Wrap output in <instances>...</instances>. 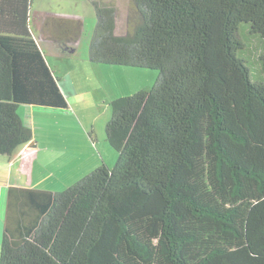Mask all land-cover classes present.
<instances>
[{"label":"trees","instance_id":"trees-1","mask_svg":"<svg viewBox=\"0 0 264 264\" xmlns=\"http://www.w3.org/2000/svg\"><path fill=\"white\" fill-rule=\"evenodd\" d=\"M129 1L116 35V8L89 0L87 59L156 81L109 101L116 163L53 175L57 192L32 185L40 151L19 110L60 114L86 98L37 36L49 25L78 36L88 22L46 17L37 31L34 0H0V156L30 144L24 186L8 188L0 264H264V0Z\"/></svg>","mask_w":264,"mask_h":264},{"label":"rangeland","instance_id":"rangeland-1","mask_svg":"<svg viewBox=\"0 0 264 264\" xmlns=\"http://www.w3.org/2000/svg\"><path fill=\"white\" fill-rule=\"evenodd\" d=\"M34 1L32 9L34 14L41 13L43 9L48 8L47 0ZM95 1L106 3L116 8L117 21L115 33L116 35L124 34L126 31L127 14L131 6L130 1ZM52 3L51 11L52 13L55 12V14H46V16H60L62 19H72V17L81 18V20L87 19L88 23L84 27L81 36L82 47L75 61L79 72H82L83 69V72L85 74L87 72L92 78L90 82H82V79H80L81 75L76 74L73 77L75 71H69L68 68L62 67L63 70L61 72L65 81L71 82L70 80L72 79L75 85L79 87L83 86L82 91L78 92V96L82 95V92H84V89L88 85V95L85 99L76 102V106L82 107L76 112L73 110L75 105L70 104V109L64 111L62 114L54 111H41L32 107L20 108L19 114H21L22 121L33 130L34 141L37 149L40 151L39 157L34 164L33 180L36 185L38 183V188L40 189L48 187L51 190L62 192L65 186L57 183L55 181L57 178H51L50 175L56 172V170L71 171L74 176L79 178L93 170L101 162L108 167L116 163L118 154L106 143L104 134V125L109 117V101L121 93L129 94L141 88L153 86L156 81V74L155 71L115 69L111 67L107 69L90 64L87 59L86 47L90 39L89 35L95 27L96 20L94 11L89 5V0H54ZM87 8L88 10H86ZM86 11L90 12V19ZM38 19L39 17L34 19L36 24L39 23ZM43 38L44 36L39 34L37 41L41 42ZM52 56L53 52L51 55H48V59L51 61V64L55 65ZM85 62L90 65H83ZM34 113L36 119L33 122ZM91 123L95 126L96 133H94V140L96 142L89 144V146L93 148L95 153L87 154L89 152L85 153L83 150L88 141L84 132L86 125L90 126ZM27 149L29 150L30 148L28 147ZM94 159L95 162L98 161L97 164H87V162L91 163Z\"/></svg>","mask_w":264,"mask_h":264},{"label":"crops","instance_id":"crops-1","mask_svg":"<svg viewBox=\"0 0 264 264\" xmlns=\"http://www.w3.org/2000/svg\"><path fill=\"white\" fill-rule=\"evenodd\" d=\"M46 14H51V13H43V14H40V13L37 14L36 13V16L34 19L39 17V19H38L39 23L36 24V21L34 22V19H33V22H34V26L37 29V31H40L41 28L43 26H45V18L49 17V16H46ZM53 18L62 19V18H60V16H53ZM63 20H69V21H73V22L74 21H78V22L83 21V20H81V18H73V17H72V19H63ZM85 21H86V19H85ZM82 30H84V28H82ZM47 32L52 37L45 33L44 34L45 37L41 41L42 45H40V46L46 52L47 56L51 55V53L53 52L52 59H53V62L55 65L51 64V61L49 59L47 60L49 62V64L51 65L52 69L56 72H61L63 70L62 67L68 68L69 71H75V74H73V77L76 74H78V75H81L80 79H82V82H90V79L92 78V76L85 74L83 72V69H82V72H79V70L77 69V63L75 61V58L77 57V54L82 47L81 36H82L83 31L78 36L68 38V36L66 35L65 37L58 38L55 35V29L49 25V27H47ZM60 39H62V40L59 41ZM83 65L89 66L90 64L89 63L87 64L85 62ZM70 79H71V77H70ZM71 82H73V81L71 80ZM73 90H74V88L72 89V91L64 92L65 97L69 98L71 95H73L74 94ZM84 90H85L84 92L88 93V85L86 86V88ZM38 110H41V109H38ZM45 111H48V110H45ZM60 114H62V113H60ZM35 119H36V117H35V113H34L33 114V122L35 121ZM26 148H27V146H26ZM83 150L85 153L87 151L90 154L95 153L93 148L89 145H85L83 147ZM20 156H21V154H19V152H16L15 154H13L11 156H6V155L0 156V243H1V238H2L3 222H4V218H5V208H6L8 188H10V187H23L24 186L23 180L21 178L20 171H19ZM97 162H95V159H94L91 163L97 164ZM33 171H35V168ZM70 172L71 171L65 172V171H63V169H61V170H56L57 174L55 172H53L50 175H51V178L53 175H56V176H58L57 178L60 179L61 177L66 176ZM32 175H33V173H32ZM32 182H33L32 183L33 186H35V187L38 186V183L36 185L33 178H32ZM37 182H38V180H37ZM48 189L50 190V188H48Z\"/></svg>","mask_w":264,"mask_h":264},{"label":"clouds","instance_id":"clouds-1","mask_svg":"<svg viewBox=\"0 0 264 264\" xmlns=\"http://www.w3.org/2000/svg\"><path fill=\"white\" fill-rule=\"evenodd\" d=\"M28 147L30 148V144L27 145V148H28ZM27 148H26V146H25L24 148H22V149L20 150V153H19V154H22L23 152H25L26 150H28Z\"/></svg>","mask_w":264,"mask_h":264}]
</instances>
